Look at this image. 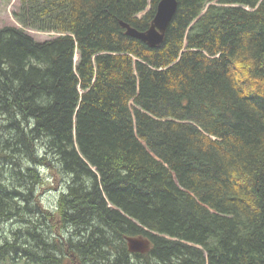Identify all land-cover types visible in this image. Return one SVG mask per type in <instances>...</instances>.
<instances>
[{
	"label": "trees",
	"instance_id": "obj_1",
	"mask_svg": "<svg viewBox=\"0 0 264 264\" xmlns=\"http://www.w3.org/2000/svg\"><path fill=\"white\" fill-rule=\"evenodd\" d=\"M157 1L19 0L0 28V264H62L52 226L69 264H264V0H177L151 47L120 21Z\"/></svg>",
	"mask_w": 264,
	"mask_h": 264
},
{
	"label": "rangeland",
	"instance_id": "obj_2",
	"mask_svg": "<svg viewBox=\"0 0 264 264\" xmlns=\"http://www.w3.org/2000/svg\"><path fill=\"white\" fill-rule=\"evenodd\" d=\"M19 6V0H0V28L6 25L9 26H16L19 27L20 23L15 19L14 12L17 11ZM26 31L33 36L38 41H44L47 39H50L52 37H55L57 33L51 32V31H40L33 28H26ZM43 176H44V183L38 188L37 195L39 196L40 205L48 210L55 211L57 208V200L59 198V195L65 191L66 185L63 183L60 177H55V175L50 174L48 170H42ZM46 177H49V180H46ZM38 200V201H39ZM55 221H57L55 219ZM54 232L52 235H50L48 232L46 235H49L50 239L54 235H60L63 232L68 233V230L66 228L59 229L60 231H57L55 229V226H52ZM16 229L15 225L11 220L2 221L0 224V236L11 238L12 233ZM13 230V231H12ZM50 241V240H49ZM51 244V242H50ZM48 249V248H47ZM49 252V249L47 251ZM54 252V251H53ZM24 260L20 259L19 261L15 262V264H34L29 262H23Z\"/></svg>",
	"mask_w": 264,
	"mask_h": 264
},
{
	"label": "water",
	"instance_id": "obj_3",
	"mask_svg": "<svg viewBox=\"0 0 264 264\" xmlns=\"http://www.w3.org/2000/svg\"><path fill=\"white\" fill-rule=\"evenodd\" d=\"M177 9V0H158L155 14L149 27L145 30H138L129 23L120 21L125 33L147 43L151 47L160 45L163 42L166 29ZM78 59V54L75 60ZM127 248L130 252H146L150 247V241L145 236H126Z\"/></svg>",
	"mask_w": 264,
	"mask_h": 264
},
{
	"label": "flooded vegetation",
	"instance_id": "obj_4",
	"mask_svg": "<svg viewBox=\"0 0 264 264\" xmlns=\"http://www.w3.org/2000/svg\"><path fill=\"white\" fill-rule=\"evenodd\" d=\"M59 236L64 238V234H62V235H54V236L51 237L52 243L49 244V246H50L49 255L51 257L60 258L62 264H69V256H68V250L66 248V245H64V243H63L61 249L60 250L58 249L57 241H58V237Z\"/></svg>",
	"mask_w": 264,
	"mask_h": 264
}]
</instances>
